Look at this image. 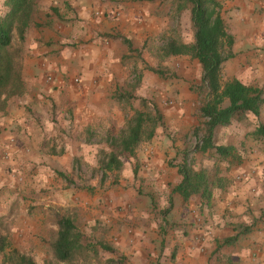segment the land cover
Returning <instances> with one entry per match:
<instances>
[{
  "label": "crops",
  "instance_id": "crops-1",
  "mask_svg": "<svg viewBox=\"0 0 264 264\" xmlns=\"http://www.w3.org/2000/svg\"><path fill=\"white\" fill-rule=\"evenodd\" d=\"M7 11L0 0V17ZM219 11L233 37V55L222 64V78H237L264 91V0H219ZM152 17L149 6L138 0H38L24 40L13 38L22 47V91L0 109V214L13 217L31 203L38 211L67 206L74 213L91 205L81 202L86 193L76 191L73 172L91 168L92 137L109 138L114 123L124 122V103L116 98L129 89L134 65L129 61L143 51ZM176 57L185 55L162 63L173 70ZM176 71L172 76L138 71L139 86L157 87L156 94L175 100L170 107L161 106L169 129L160 136V145L146 150L139 144L135 158H121L123 177L129 179L130 169L133 179L142 172L156 185L169 187V232L138 228L129 236L131 245L122 232L117 247L132 264H207L211 252L224 257L219 264H264V137L254 136L264 124V103L258 115L245 112L215 127L213 143L227 146L228 154L201 150V140L186 148L183 137L198 125L201 106L195 110L198 93L191 79L196 72L184 67ZM187 151L193 169L208 172L206 198L199 192L184 199L172 191L182 180L179 164L189 165ZM125 196L117 199L130 207L125 213H146ZM101 200L113 202L107 193ZM198 206L204 214L191 227L186 217L189 209L196 214Z\"/></svg>",
  "mask_w": 264,
  "mask_h": 264
},
{
  "label": "rangeland",
  "instance_id": "rangeland-1",
  "mask_svg": "<svg viewBox=\"0 0 264 264\" xmlns=\"http://www.w3.org/2000/svg\"><path fill=\"white\" fill-rule=\"evenodd\" d=\"M138 1L141 4L149 6L153 17L151 18V25L148 28L149 33L144 41L143 51L141 54H137L135 58H133V61H129L134 63L131 69L132 73L128 76L129 82L127 83V87L129 89H126L124 96L122 95L116 98L124 103V106H122L123 109L121 108L120 110L123 114L124 122L118 124L114 123L111 127L112 130L110 131L111 134L109 138L92 137V141H94L96 146L93 155L89 157L91 160H88V163L92 165L91 168H86V170L78 169L73 172V176H75L73 178H76L78 184L75 186V188H77L76 191H84L86 193L81 197V202H83V200L91 202V205L88 207L89 209L82 208L81 211L75 213L77 229L93 243L106 244L110 249H103L100 245H97V255L89 257L86 260H80L78 261L79 264H85V262L88 264H132L130 259L124 255V252L120 251L117 247V243L121 242L120 235L122 232L126 234V240H128L130 245L134 241L130 240L129 236L134 235V232L138 228H156L160 233L162 231L169 232V211L164 212L169 207V187L156 185L154 181H150V177L145 176L142 172H139L138 176L133 179V176L131 177L130 175L131 171L128 169V174L130 176L128 179V177L122 176V172H125L123 167L118 171H105L100 167L102 164L100 161L105 155L109 154L111 151H117L118 148L116 145L120 138L127 133L128 126L135 116L137 109L147 113H153L154 109H157L161 113V106L170 107L175 100V97H162L156 94L157 87L151 89L149 87L150 85L145 86L142 84L139 86L137 81L138 71L147 68L154 74L158 72H169V76H172L176 74V69L180 67L191 68L192 72H196V78L191 79V81L196 80V82H191V84L195 86L198 93V103L196 104L195 110H198L207 98V89L200 81V64L196 59L191 58L189 55H185V57H176L174 59V65H172L173 70L171 67L167 69L162 63L167 57L162 56V51L160 49L169 40L176 39L188 43L193 39L189 6H187V8L183 7L181 0ZM217 1L219 2V0ZM13 46L21 53L22 47L20 42L13 41ZM155 85L156 84L152 86ZM133 87L136 88L133 89ZM197 115L201 118L199 119L198 125L193 127L189 135L187 133L183 137V144H186V148H191L195 143H200V140L204 136L205 119H203L200 113V108L199 111H197ZM165 123V119L163 120L162 118L160 124L155 127L154 135L150 138L144 137L139 142L141 147L145 146L146 150H151L154 146L160 145L162 140L160 136L165 134V130L169 129L168 123ZM99 134L101 133L96 135ZM167 139L169 140V137ZM189 153L190 152L187 151L186 155L188 157L185 156L187 158L185 161L189 164L188 166L193 169V156L191 157ZM130 164L132 166V162H130ZM206 173L208 174V172ZM123 181L126 182L122 183ZM105 193L110 195L113 202L109 204H104L102 202L101 197ZM121 195H126L125 198H127L129 202L132 200L137 201L141 210L146 213L138 217L125 213L131 211V209L128 205H124L121 202L119 203L117 199L120 198ZM51 208L53 207H47L46 210L43 209L38 211L37 204L31 203L28 205L24 204L22 213L17 212L13 217L0 214V234L5 237L4 241L8 246L6 251L14 247L19 252L30 256L37 264H45L46 262H53L52 264H56L52 258L50 248L52 239L51 230L55 228L51 222L49 212ZM203 214L204 209L200 207L196 214L193 209H189L186 220L190 221H187V224L191 227L195 223L200 224L199 222H201L202 219L200 216ZM175 222L176 221H173V224H177L178 226L181 224ZM159 228L161 229L159 230ZM225 250L226 249L223 247L222 252H225ZM223 258V256L219 257V254L217 255V253L211 252L207 259V264H219L224 261L222 260ZM181 260H184V258H181ZM0 264H7L2 253H0Z\"/></svg>",
  "mask_w": 264,
  "mask_h": 264
},
{
  "label": "trees",
  "instance_id": "trees-1",
  "mask_svg": "<svg viewBox=\"0 0 264 264\" xmlns=\"http://www.w3.org/2000/svg\"><path fill=\"white\" fill-rule=\"evenodd\" d=\"M5 3L8 11L0 17V109L5 107L9 97L22 91L21 65L18 61L20 51L13 46V38L17 36L20 42L24 40L26 29L34 21L38 0H5ZM181 3L183 7L189 6L193 39L188 43L171 39L160 50L163 57L189 55L199 62L201 82L208 91L207 98L200 107L201 115L207 119L204 122L205 133L197 147L201 150L215 148L221 154H228L227 146L213 143L215 127L228 125L232 119L240 118L245 112L258 115L264 103V91L257 86L246 85L237 78H222V64L233 55V37L226 30L219 11V2L181 0ZM161 119L162 115L157 109L153 113L136 111L127 133L116 145L117 151H111L100 161L101 169L118 171L122 167V157L135 158L137 145L144 137L150 138L154 135L155 127L160 124ZM254 136L264 137V124L255 128ZM178 170L182 180L173 187V192L179 193L184 199L199 192L205 198L208 196L209 182L206 172L196 171L186 163L179 164ZM133 173L136 174V170ZM168 210L169 208L164 212ZM73 211L63 207L50 209L51 222L55 226L51 230L50 248L56 264H79L78 261L97 255V245L110 249L106 244L93 243L77 229ZM4 239L0 234V253L7 264H37L30 256L14 247L6 251L8 246Z\"/></svg>",
  "mask_w": 264,
  "mask_h": 264
},
{
  "label": "built area",
  "instance_id": "built-area-1",
  "mask_svg": "<svg viewBox=\"0 0 264 264\" xmlns=\"http://www.w3.org/2000/svg\"><path fill=\"white\" fill-rule=\"evenodd\" d=\"M46 80L49 81V82H51L53 80V77L51 75H47L46 76ZM75 81H79V79L78 78H75Z\"/></svg>",
  "mask_w": 264,
  "mask_h": 264
}]
</instances>
